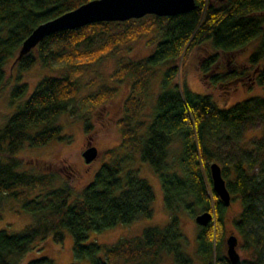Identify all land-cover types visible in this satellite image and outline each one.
Instances as JSON below:
<instances>
[{"label":"trees","instance_id":"obj_1","mask_svg":"<svg viewBox=\"0 0 264 264\" xmlns=\"http://www.w3.org/2000/svg\"><path fill=\"white\" fill-rule=\"evenodd\" d=\"M86 1L0 0V95L8 83L12 61L11 71L17 76L10 89L15 110L0 124V206L13 197L34 217L21 230L0 229V264H19L24 255L49 238L63 241L65 228L73 234L75 257L92 264H143L145 257L152 263L162 251L172 253L175 264H193L186 251L182 209L191 214L214 211V217L199 226L198 254L203 264H232L225 251L227 204L213 187L211 163L217 155L212 145L217 139L237 143L243 137L241 128L258 117L264 126V95H251L225 106L212 94L179 80L180 62L208 41L214 50L199 62L203 72L209 73L219 60V51L241 52L254 45L247 59L253 69L226 71L211 79L217 83L245 75L264 85V0H195L193 9L175 15L147 13L126 20L92 22L47 35L17 58L24 39L38 24ZM151 33L156 38L149 54L122 56L112 74L114 82H103L96 91L94 102L98 105L116 94L122 82L131 83L118 119L120 150L115 147L106 152L81 192L74 195L68 182L56 185L58 174L54 171L37 172L25 166L20 156L23 149L65 138L59 117L75 112L73 103L81 86L77 73L83 65ZM55 62L63 70L45 73L33 90L21 81L23 70L36 63L54 68ZM162 65L161 88L145 118L152 78ZM85 124L90 133L91 123ZM175 140L181 144L177 155L170 149ZM138 156L160 177L168 223L148 226L141 234L122 237L113 244L88 241L92 230L104 231L152 216L153 186L139 175L138 168L130 166ZM221 166L232 199L242 204L235 227L243 247L253 252L251 258H242L243 264H264V136L235 159L231 168ZM27 264L57 263L52 256L42 255L30 258Z\"/></svg>","mask_w":264,"mask_h":264},{"label":"rangeland","instance_id":"obj_2","mask_svg":"<svg viewBox=\"0 0 264 264\" xmlns=\"http://www.w3.org/2000/svg\"><path fill=\"white\" fill-rule=\"evenodd\" d=\"M156 35L143 34L139 36L130 46H122L120 51L109 53L95 62L83 65V70L78 74L80 83V91L73 103L75 112L70 111L63 113L59 117L62 124V140H52L46 145L26 147L21 152V158L25 162V166L35 168V171L56 172L58 174L57 184L68 182L74 191V195H78L83 187L89 183L94 177V173L99 168L101 162L105 158L106 152L117 147L119 149L121 140V130L118 119L122 114L123 103L129 93L130 82H122L116 94H114L105 103L96 104L94 96L99 86L103 82L113 83L112 74L116 69L122 56H131L135 58L143 57L152 50L153 41ZM254 45H249L241 52H223L219 51V60L212 72H203L200 68V58L206 54L213 52L214 48L210 43L204 42L203 47L192 49L186 56L185 60L180 62L181 73L179 80H186L192 89L212 94L219 102L225 106L247 98L251 95H264V85H261L247 76L238 78L232 77L226 81L214 83L211 79L212 75L223 73L226 71L234 72L235 70L244 71L253 69L247 64L248 55L252 51ZM15 64V61H12ZM11 63L8 66L9 80L0 95V124L5 122L11 113L15 110V104L10 101V89L13 83L17 81L16 71L12 73L14 66ZM12 67V68H11ZM164 66L158 67V75L152 78L149 89V96L144 108L143 116L146 118L151 113L155 102V97L160 91V79L162 77ZM63 70L58 66V62L54 63V68L43 67L39 63L32 65L27 70H23L21 81L28 84L30 90H33L38 80L46 73L59 74ZM247 72V71H246ZM244 74V73H243ZM86 121L91 123V132L86 131ZM243 137L237 139V143L233 139L213 141L216 152V161L221 165L229 168L232 163L247 153L248 148L264 136V126L261 118H256L254 123H249L241 128ZM241 130V131H242ZM90 144L96 145L99 154L93 162L87 163L83 156V151ZM180 141L175 140L171 146V154L177 155L180 151ZM120 150V149H119ZM122 150V149H121ZM255 154V153H254ZM249 155V157L253 156ZM257 155V153H256ZM132 165L138 168L140 176L145 177L153 186L155 198L153 201V214L149 217H140L129 224H118L114 227L105 229L104 231L90 232L88 241L98 240L113 244L120 238L126 236H134L141 234L148 226H165L169 221V212L165 205L164 191L161 180L152 166L142 160L139 156ZM39 190V189H38ZM38 190L36 192H38ZM242 209L239 199H231L230 204L224 210L227 237L234 233L238 236L239 242L237 249L242 258H251L253 256L252 249L244 248L240 233L236 229L234 220L238 217ZM202 212L195 211V214L182 209L180 217L182 219L181 226L186 233V251L192 256L193 264H203V260L198 254L197 232L200 223L196 221V215ZM0 229L6 228L10 231H18L31 223L34 219L33 215L22 208L21 202L13 197H7L0 206ZM214 213V211H213ZM65 237L63 241H55L49 238L43 241L38 248L31 253L24 255L19 264H27L32 257L42 255L52 256L57 264H71L74 262H82L83 264H92L88 259H78L74 255L73 244L74 238L70 230L64 229ZM227 250V243L225 251ZM173 254L162 251L158 260L152 263L148 257L144 258L143 264H175ZM147 259V261L145 260Z\"/></svg>","mask_w":264,"mask_h":264},{"label":"water","instance_id":"obj_3","mask_svg":"<svg viewBox=\"0 0 264 264\" xmlns=\"http://www.w3.org/2000/svg\"><path fill=\"white\" fill-rule=\"evenodd\" d=\"M195 6V0H89L74 9L38 24L24 39L17 58L30 52L44 37L57 31L103 20H126L132 17H141L147 13L175 15L189 11ZM98 154V147L93 144L88 145L83 151L85 161L88 163L96 159ZM211 175L213 187L220 199L225 204H230L232 194L218 161L211 163ZM213 217V211L205 210L196 215V221L205 225ZM238 242V236L234 233L227 237V254L232 264H243L241 254L237 249Z\"/></svg>","mask_w":264,"mask_h":264},{"label":"bare ground","instance_id":"obj_4","mask_svg":"<svg viewBox=\"0 0 264 264\" xmlns=\"http://www.w3.org/2000/svg\"><path fill=\"white\" fill-rule=\"evenodd\" d=\"M203 212V211H202ZM201 213V212H200ZM199 214V213H198Z\"/></svg>","mask_w":264,"mask_h":264}]
</instances>
